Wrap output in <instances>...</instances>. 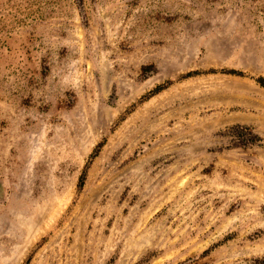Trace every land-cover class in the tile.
Listing matches in <instances>:
<instances>
[{
	"label": "rangeland",
	"instance_id": "374dc122",
	"mask_svg": "<svg viewBox=\"0 0 264 264\" xmlns=\"http://www.w3.org/2000/svg\"><path fill=\"white\" fill-rule=\"evenodd\" d=\"M0 264H264V0H0Z\"/></svg>",
	"mask_w": 264,
	"mask_h": 264
}]
</instances>
